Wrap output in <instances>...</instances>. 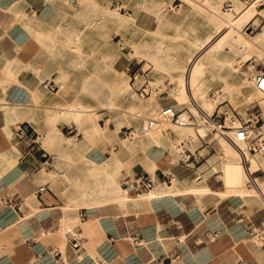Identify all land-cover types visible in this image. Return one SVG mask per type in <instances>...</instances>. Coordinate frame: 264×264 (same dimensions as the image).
Returning a JSON list of instances; mask_svg holds the SVG:
<instances>
[{"label":"crops","instance_id":"obj_1","mask_svg":"<svg viewBox=\"0 0 264 264\" xmlns=\"http://www.w3.org/2000/svg\"><path fill=\"white\" fill-rule=\"evenodd\" d=\"M61 8L50 0H0V264H264L259 240L264 233V206L255 195L233 191L221 178L224 164L245 172L251 160L245 169L240 164L246 159H233L230 148L217 139L213 145L200 137L202 144L191 150L203 158L199 169L193 170L168 158L164 148L170 147L169 142L146 145L148 139L142 138L137 146L155 147L131 152L119 131L84 139L76 125L61 120L53 138L51 115L63 100L52 96L58 92L48 91L43 82L54 79L66 64L60 42L55 49L53 43L62 39ZM187 8L181 16L193 17V6ZM130 11L125 8L124 13ZM132 13H137L135 25L142 31L156 27L139 10ZM130 36L139 42L138 35ZM63 37L67 38L65 33ZM128 49L133 56L125 63L126 72L138 95L150 98L138 89L161 86L147 78L153 66L145 68L147 58L140 55V48L137 53L133 46ZM160 74L156 70L155 76ZM143 76L146 80L138 85L137 78ZM155 97L163 107H176V99L165 89ZM24 124L34 134L21 129ZM42 137L54 151L44 146ZM67 138L76 142L68 143ZM40 145L48 162L36 154ZM206 148L209 153L204 155ZM111 150L127 165L118 178L125 194L85 205L84 194L74 186L85 181L84 170L90 167L84 157L90 164H103ZM151 170L157 183L149 193L122 183L125 175ZM206 170L218 173L221 183L210 182ZM195 173L198 178L193 181ZM174 176L180 178L178 184L169 180ZM40 185L48 189L37 195ZM75 236L82 239L79 247L73 245Z\"/></svg>","mask_w":264,"mask_h":264},{"label":"rangeland","instance_id":"obj_2","mask_svg":"<svg viewBox=\"0 0 264 264\" xmlns=\"http://www.w3.org/2000/svg\"><path fill=\"white\" fill-rule=\"evenodd\" d=\"M50 1L62 7L58 15V24L60 25L58 26V32H60V35H62V39L61 41L53 39V43L55 49L58 43L60 42V47L58 46L59 53L61 59L63 61H66V64L63 66V70H61L60 73L56 77H54V80L62 83L64 85V88L58 93L51 95L57 98H62L63 102L66 103L81 99L84 102L92 104V108L94 109L93 112L97 114L96 115L92 112V120L94 119V121L97 122L99 126L103 127L102 134L98 138L106 137L105 134L110 131H114L115 133L119 131L122 137V142L124 143L123 139L126 140L127 143L125 147L131 152L136 151L138 149L145 150V148L152 149L153 147H155L153 145L137 146L138 140H141L142 138H147L150 140L151 137L143 135L144 131H142V126L144 125V120L137 117L135 113L138 111H142L147 116L155 117L156 115H158L163 105L160 104L155 112L153 108H151V105L154 104V102L158 100L159 97L152 96L150 98H141L138 95L137 91L133 87L131 76L126 72L125 63L131 58V56H128L127 59L119 57L118 68L112 66L116 58H118L120 51L129 50L128 48H130V46H133V48L136 50L137 48H140L143 51L140 52V54L147 58L145 68L153 66V71L147 76L148 80L154 85H161L163 90H167L168 95L176 99V107L181 108L188 106L193 109L197 117L198 123L196 125H192L193 129L185 128L180 133H178L176 130H172V126H170V128L168 129L164 128V126L159 125L166 132V136L174 138L173 142L169 143L170 147H162L168 151L167 154H170V157L168 158L172 157L173 160L178 161V159L180 158V147H183L179 144L184 139H188V142L185 144V147H189L192 150L198 148L202 144V141L200 139L201 136L203 139L207 140L213 145L216 143L217 140L215 138V135L217 133L213 132L210 126L203 125V123L209 124L207 121L204 122L205 116L203 115V110L209 112L210 114L214 112L217 103L219 102V99H213L210 93L217 88L225 89L224 82L217 81L213 85H210L207 90L208 102H206L205 107L203 109H196V104L193 102V98L190 99L187 88H184L183 96L182 94L174 95L172 91L175 86V79L169 75V71L164 68H160L156 65L153 56L146 54V52L157 50L158 46L161 45V40H164L165 43L168 45H172L174 47L179 45V48L182 51V56L190 57L188 61L189 65H199L200 63L196 61V58L192 57L191 49L195 48L194 39L197 36L207 37L211 33V26L209 25V15H211L212 9H214L212 5V0H195L194 3L189 0ZM228 1H231L233 6L236 5V2L234 0H220V14L224 15L226 13H233L234 15L238 16L239 13L237 14L235 8V11L232 12L223 11L225 3ZM239 1L247 6L253 4L258 5L257 3H255V0L252 3H247V0ZM104 4L112 5L122 17L131 16L134 14L137 17V13L133 14L132 12L139 10L140 12L144 13L145 17H148L151 22H154V24H156V27L152 29L155 30L156 28L157 33H152V30H149L147 28H144L145 31H142V29L135 25L136 18L134 21L127 22H122L121 18L116 17L115 15H108L107 18V15H105L103 9ZM120 4L126 9H131V13L126 14L124 13V11H121ZM200 5L207 6V8ZM188 6H196L203 11H194V9L192 8L191 12L194 15L193 17H189L187 15H184L182 17V12L188 10ZM259 7L264 9V5H261ZM155 15H158L157 22L155 21ZM196 17H199L200 19ZM250 20H256V23H261V26L264 27V13L259 11V13L253 15L252 17L244 18L240 21V23H238L237 26L239 27V32L240 34H242V42L245 41V38L243 36L245 26ZM181 22H183L182 24L185 26L186 30L188 31V34L190 35L180 37L181 35L178 33V28L181 25ZM205 26L207 27V29L206 31L202 32ZM130 27L136 28L129 29L128 31L125 30ZM262 31L263 29L259 28V30L256 31L254 34L256 35L258 33H261ZM64 33L65 37H67L66 39H64L63 37ZM131 33L140 37V39H138V43L132 40L130 36ZM54 37L55 36H53L52 38ZM141 37H143V40L141 39ZM126 43H128V45L125 46ZM238 54L239 51L235 56L236 61ZM61 65H63V63ZM156 70L158 72H161L158 77L155 76ZM235 76L238 80H235ZM228 77V79L232 82L246 81L244 84L240 83V85H238V89L232 91V94H228V91L225 89L224 97L228 99L230 103L229 106L232 109L242 114H245L249 109H252L253 106H256V109L260 108V106L264 109V106H262L260 103V101L264 100V93H257L259 92V90L254 87L252 82L250 83L248 79H245L244 77L238 75L235 71L234 75L230 74ZM145 80L146 78L144 76L139 77L137 78L136 83L139 85ZM120 83L124 85V91L122 92L121 89H119ZM243 88L244 90H241ZM102 100H111L114 103L112 106L114 107V109L104 107L107 105H104ZM131 103H134L136 105L130 106ZM56 106L58 107V109H56L57 112H53L51 115L53 135L55 133L56 122L61 120L66 121L68 124L76 125L78 129L83 133L84 139H96L95 136H86V132L83 126L75 119L68 120L67 117L60 114L59 108H61L62 106L61 103H58ZM131 112H134V114H131ZM123 125L134 126L135 133L132 137L127 134L125 127L121 128ZM198 128L202 129L200 130ZM171 131L174 133V136L170 135ZM40 132L44 134L46 131L40 130ZM41 141L44 146L46 145L48 150H50L51 152L54 151L52 145L49 143L47 138L42 137ZM74 142L76 141H74V138H72L70 143ZM152 143L154 142L149 143L148 141L146 145ZM112 144L115 143L112 142ZM128 144H131L132 146ZM221 152H223V150L220 146L219 153ZM111 153L112 156L116 155L112 150ZM201 153L207 155L209 153L208 148L202 150ZM253 155H255V153H253L252 156H247V160H251V167H249L251 171L259 169V166L253 165ZM231 156L233 159H245L243 156L235 154L232 150ZM258 156L264 158L263 154H258L256 152V157ZM100 158L102 159L104 157L101 156ZM84 159L90 167L84 170L85 174L83 178L79 175L77 177H79V179L82 178L84 180H87V178H93L90 173L93 167L95 166H93L86 160V156L84 157ZM173 162L174 161H172V163ZM240 165H243L246 169L245 162L241 163ZM126 167L127 165L123 164L116 173L117 182L120 170ZM224 167L226 171L221 176L223 182L227 177L226 175L229 174L228 168L229 170L233 169L232 166H228V163L224 164ZM260 168L261 170L257 171L255 174L258 177L262 188L264 189V167ZM151 172L154 173V170H151ZM239 172L242 178L246 179L244 181L245 183L243 182L245 195H255L260 200L261 204L264 206V201L260 199L255 189L249 187L247 184V169L245 172H243L242 170H239ZM204 175L208 178L210 182L220 184L222 181L221 178L217 177L218 173H214V171L206 170L204 172ZM98 177L104 178V171H99ZM175 178H177V180H174L173 184H178L180 178L177 176H175ZM197 178L198 174L195 173L192 180L196 181ZM79 185L80 182L74 184L78 191ZM221 195L223 196V194ZM262 262L264 263V255L262 256Z\"/></svg>","mask_w":264,"mask_h":264},{"label":"bare ground","instance_id":"obj_3","mask_svg":"<svg viewBox=\"0 0 264 264\" xmlns=\"http://www.w3.org/2000/svg\"><path fill=\"white\" fill-rule=\"evenodd\" d=\"M189 1H192V3L195 2V0H189ZM219 1L220 0H212V5L214 9H212V13L211 15H209V19H210L209 25L211 26V33L207 37L197 36L194 39L195 48L191 49L192 52L191 55L193 58H196V61L200 63L199 65H189L188 61L190 57L182 56L181 54L182 51L179 48V45L174 47L172 45L166 44L164 40H161L160 42L161 45L158 46L157 50L146 52L147 55H151L154 57V60L158 67L164 68L167 71H169V75L175 79V86L172 91L173 94L174 95L182 94L183 96L184 88H187L190 99L193 98L194 100L193 102L196 104V109L199 110L203 109L205 107L206 102H208L207 90L210 85H213L217 81L224 82V87L228 91V94H232V91L238 89V85H240V83L244 84L246 82L245 80H244L245 82H240V81L232 82L228 79L229 78L228 76L230 74L234 75V71L236 70L237 61L235 59V56L237 55L243 40L241 36L242 34H240L239 27L237 25L238 23H240L242 19L252 17L253 15L259 13V11L264 13V9L260 8L258 5L253 4L247 6L245 4H242L239 0H234L236 2L235 3L236 5L233 3L235 5L233 7L236 9L237 14L239 13V15L237 16L234 15L233 13H226L222 15L220 14L221 7ZM103 9L105 15H107V18L108 15H115L116 17L121 18L122 22L134 21L136 18L135 14L131 16L122 17L119 14V12L110 4L108 5L104 4ZM193 9L194 11H199V12L203 11L196 6H194ZM223 11L232 12L230 10H224V9ZM182 23L183 22H181V25L178 28V33L181 35L180 37L190 35L188 34V31L186 30L185 26ZM262 29L263 31L261 33L256 34L254 36V39L257 42L264 45V27ZM151 30L152 33H157L156 30L153 29ZM135 52L137 53L138 51L136 50ZM128 56L131 57L133 56L132 51L130 50L120 51L118 58H116L112 66L118 68L119 57L120 58L123 57L127 59ZM235 80H238L236 76H235ZM119 89H121V92L124 91V85H122V83L119 84ZM241 90H244V88ZM257 93L260 94L264 92L259 90V92ZM102 102L104 103V105H107L104 107L109 109H114V107H112L114 103L111 100H102ZM260 103L262 106H264V100L260 101ZM132 105L135 106L136 104L131 103L130 106ZM159 105L160 103L158 100H156L154 104L151 105V108H153L154 112L156 111ZM92 107H93L92 104L84 102L81 99H77L76 101L73 102L71 101L68 103L63 102L60 108L62 112L60 111L59 112L63 116L67 117L68 120L75 119L77 122H79L84 128L86 132V136H95L96 138H98L102 134L103 127L99 126L97 122L94 121V119L92 120V116H93L92 112L94 110ZM131 114H134V112H131ZM205 121L206 119H204V122ZM203 125H207V124L203 123ZM171 126H172V130H176L178 133H180L185 128L193 129L192 125H188V126L171 125ZM58 130L59 129L55 127V133L53 135V138L56 137ZM165 133L166 132L159 125L147 131H144V134L147 137L149 136L151 137L150 140L148 139L149 143L154 142L158 146H162L166 144V142L169 143L173 142L174 138H171L170 136L169 137L166 136ZM215 138L222 146H227L235 154L244 157V155L240 152L238 146L234 145L226 137L217 133L215 135ZM67 141L68 143H70L71 138H67ZM123 141L124 144L127 143L125 139H123ZM239 145L245 150L247 156H252V154L247 148V145L244 142H240ZM183 148L184 146L180 147V149ZM91 164L95 165V167H93L90 173L93 178H89L85 181H82L80 182L79 185V191L80 193H83L85 197L84 204L85 205L100 204L102 203L103 200L108 199L109 197L123 198L125 194L124 190L116 181V173L123 165L121 159L117 155H114L111 157H107L106 161L103 164H97L96 162L95 163L91 162ZM253 165L264 167V158H261L259 156L256 157V154L253 155ZM99 171L100 172L104 171L105 173L104 178L98 177ZM228 172L229 174L226 175L227 177L224 180V184H226L228 187H231L233 191H238L239 193H245L243 182L246 179L242 178L239 170L236 168L229 170L228 168ZM118 198L115 199L117 200Z\"/></svg>","mask_w":264,"mask_h":264},{"label":"built area","instance_id":"obj_4","mask_svg":"<svg viewBox=\"0 0 264 264\" xmlns=\"http://www.w3.org/2000/svg\"><path fill=\"white\" fill-rule=\"evenodd\" d=\"M252 3L254 0H247V3ZM259 6L264 5V0H255ZM121 6V5H120ZM125 12V8H120ZM224 10L235 11L231 1L225 3ZM261 23H256V20H250L245 26L243 36L245 41L241 43L239 54L236 62L235 72L251 81L254 86L264 92V45L257 42L254 39V33L262 29ZM259 55V56H258ZM44 88L50 92H59L64 88V85L54 79H48L43 82ZM139 93L143 97H152L163 92L162 86H153L151 84L143 85L139 89ZM213 99H219L216 109L213 113H209L203 110V115L206 121L209 123L210 128L213 132L218 133L234 145L238 146L240 152L246 159V167L249 164L245 150L239 145L240 142H244L247 145L248 150L251 154L256 152L264 155V111L263 108L256 109L253 106L245 114H242L229 106V101L224 97L225 89L217 88L211 93ZM137 117L144 120L142 131H147L157 125L170 128L171 125H196L198 123L197 117L192 108L185 106L181 109H177L173 105H166L162 107L158 115L155 117L147 116L145 113L138 111L135 113ZM127 134L132 137L135 133L133 125H125ZM21 129L34 134V130L28 124L21 126ZM202 137V136H201ZM188 139H184L180 142V146H184L180 151L179 162L184 164L186 167L198 170L200 162L203 156L197 151H192L189 147H185ZM36 154L43 158L45 162H48V153L41 145L36 149ZM261 168L251 171L247 167L248 179L247 184L249 187L255 189L257 194L264 201V189L262 188L256 172ZM170 181L177 180V178L170 177ZM122 183L124 185H130L134 187L139 193H145L150 191L155 183L156 177L149 171L141 172L135 176L125 175L122 177ZM48 189L47 185H40L36 191L37 195H41ZM81 237H74V246L79 247ZM262 241L264 249V233L259 238Z\"/></svg>","mask_w":264,"mask_h":264}]
</instances>
